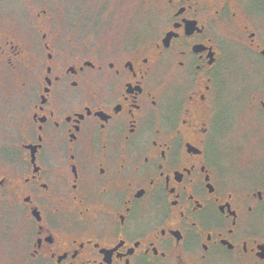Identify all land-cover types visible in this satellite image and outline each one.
I'll use <instances>...</instances> for the list:
<instances>
[{
    "label": "flooded vegetation",
    "instance_id": "af4514ba",
    "mask_svg": "<svg viewBox=\"0 0 264 264\" xmlns=\"http://www.w3.org/2000/svg\"><path fill=\"white\" fill-rule=\"evenodd\" d=\"M28 4L0 24V264H264V0Z\"/></svg>",
    "mask_w": 264,
    "mask_h": 264
},
{
    "label": "rangeland",
    "instance_id": "374dc122",
    "mask_svg": "<svg viewBox=\"0 0 264 264\" xmlns=\"http://www.w3.org/2000/svg\"><path fill=\"white\" fill-rule=\"evenodd\" d=\"M30 0H0V24H13L18 32L23 29V10L30 6ZM104 0H60L59 11L67 13L71 11L74 4L82 5L86 10L93 11L95 6ZM116 0H107L109 7L118 12L117 19H125L126 12L122 6L113 3ZM85 2V4H84ZM104 6V4H103ZM63 16V15H62ZM240 64L234 57L229 56L227 63L220 71V121L222 145L235 148L240 151L239 157H244L246 150H258V137L255 132L254 119L248 103L246 94L238 95ZM1 93V92H0Z\"/></svg>",
    "mask_w": 264,
    "mask_h": 264
}]
</instances>
